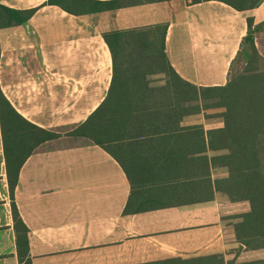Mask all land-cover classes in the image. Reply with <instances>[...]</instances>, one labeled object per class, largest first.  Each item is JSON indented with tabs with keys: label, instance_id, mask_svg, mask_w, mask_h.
I'll use <instances>...</instances> for the list:
<instances>
[{
	"label": "crops",
	"instance_id": "obj_1",
	"mask_svg": "<svg viewBox=\"0 0 264 264\" xmlns=\"http://www.w3.org/2000/svg\"><path fill=\"white\" fill-rule=\"evenodd\" d=\"M48 1L0 0L37 10L0 30V91L27 122L0 106V264H25L16 211L31 264H228L238 245L225 219L250 206L216 192L228 173L207 167L215 153L199 150L203 137H127L106 150L72 133L110 91L106 33L165 26L175 71L198 87L225 86L248 19L264 23V1L229 0L240 11L218 0H93L117 5L79 16ZM199 116L182 125H204Z\"/></svg>",
	"mask_w": 264,
	"mask_h": 264
},
{
	"label": "trees",
	"instance_id": "obj_2",
	"mask_svg": "<svg viewBox=\"0 0 264 264\" xmlns=\"http://www.w3.org/2000/svg\"><path fill=\"white\" fill-rule=\"evenodd\" d=\"M218 1L243 10L229 0ZM263 1L255 0L252 8ZM47 4L77 16L114 9L117 5L93 0H49ZM36 12L0 5V30L27 23ZM248 27L232 63L233 70L243 58L245 69L236 76H232L231 70L228 83L220 87H198L175 71L166 56L165 26L106 33L104 39L114 67L110 91L101 106L72 133L89 137L106 150L127 137H203L199 150L215 153L210 161L206 157L207 167L212 165L228 173V177L215 182L216 192L231 203L247 202L250 206L248 212L225 219L233 227L238 245L235 258L228 264H264V70L257 66L260 57L255 43V34L264 23L256 25L249 18ZM0 106L8 110L15 123H27L1 91ZM217 109L223 110L220 128L182 125L189 117ZM24 160L26 157L15 160L17 172ZM15 221L19 258L22 263L31 264L28 229L17 211ZM243 253L258 256L238 261Z\"/></svg>",
	"mask_w": 264,
	"mask_h": 264
},
{
	"label": "rangeland",
	"instance_id": "obj_3",
	"mask_svg": "<svg viewBox=\"0 0 264 264\" xmlns=\"http://www.w3.org/2000/svg\"><path fill=\"white\" fill-rule=\"evenodd\" d=\"M255 43L260 57L257 66L261 70H264V27H262L255 34ZM245 66H246L245 60L243 58H240L238 62H236V65L232 70V76H236L239 73L243 72ZM222 111H223L222 109L206 111L205 114H201L199 117H197V120L204 123V125L207 127H213L217 125V123H221L222 120L219 118V116ZM208 117H210V119H208Z\"/></svg>",
	"mask_w": 264,
	"mask_h": 264
}]
</instances>
